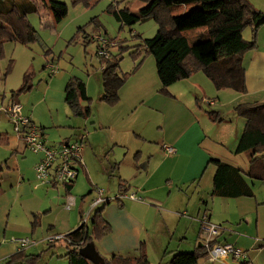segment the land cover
I'll use <instances>...</instances> for the list:
<instances>
[{
  "label": "crops",
  "instance_id": "crops-1",
  "mask_svg": "<svg viewBox=\"0 0 264 264\" xmlns=\"http://www.w3.org/2000/svg\"><path fill=\"white\" fill-rule=\"evenodd\" d=\"M37 1L39 2V10L36 13H30L28 15V19L37 30L39 39L42 40L41 42L45 48H43L41 44L40 47L42 48L44 54H51L55 57L57 56L56 52H58L61 46L65 44L64 38L66 37V34H64V28L60 26L62 21L56 22L50 10L41 1ZM250 1L257 9L264 11V0ZM145 5H139L138 8L141 9ZM55 23H59L58 26H56ZM104 32L107 34L106 31ZM250 33L252 35V31ZM97 34H102L101 30L97 31L96 29H93L92 32H88L85 36L77 38L75 37V34H73L72 42L81 38L85 39L84 43L94 41L96 43V47L94 48L93 53L95 54V58L100 60L97 53L98 42L93 39V37ZM117 41L120 42V40ZM17 45L21 47V50L29 55L31 51L30 46ZM124 45L134 46V44H130L128 42L123 43V46ZM118 48L119 47L113 48V53H118ZM133 50L134 48H131L125 52L130 55ZM78 51H80V48ZM130 56L134 60V57L132 55ZM41 60H43V63L41 64L43 70L39 72V81H35L33 88L25 93H22L16 99L13 97L9 99L5 94H1L0 92V97L1 95L4 97L0 103V112L3 111L5 113V107L14 101L21 102L22 100L27 106L24 107L26 114L29 115L42 130L44 138L49 145L59 146L61 143L66 141L76 139L83 140V149L81 151L83 163L79 165L80 173L78 178L70 187L38 183L35 176V166L40 161L42 154L36 153L27 147L23 138L14 132V129L12 128L13 124L6 113V118L8 119L10 127L5 121L0 119V135H2V137H0V142L8 150V153H10V159H5L7 160V165L1 172L0 264H6L5 262L13 254L22 250L19 243L12 240V236H28L27 234H29L30 236L37 237L40 231H42V239H39L42 241L25 248V252L27 254H38L37 252H32L31 250L33 248H37L40 244L44 246L45 242L47 243V241H45L46 237L50 235H60L63 236V238H66L69 233L78 229L81 226L83 212L87 210L86 208L88 206L90 207L92 201L97 195L96 189L101 186L106 189L105 191L107 196L112 195L111 191H113L114 193L118 192L117 194L134 192L138 197H141L139 200L130 198L117 200V204L109 208H106L107 204H105L103 214L106 220L111 224L112 230L110 233L95 242V247L102 257L110 258L113 254L137 257L139 255V250L142 246H144L146 252L148 253L149 260L151 259L152 261V256L155 254L159 256L161 262H163L162 259L166 255H170V258H172L174 254L183 252L178 251V248H181L183 243H185L183 242L186 238L185 219L181 217L184 213L181 214L180 211H177V209L181 208L183 205L160 209V204L167 203H162L155 199L152 192L156 190V186L146 188L143 185L144 183H137V186H143L144 189L140 190L138 187L136 190L137 192H135L132 188V184L127 179L130 177H127L124 174V169L120 166V162H118V159L115 157V153H117L116 151L118 148L125 147L127 145L124 140V135L128 132H136L135 127L132 125L133 122L130 125L123 124L124 118L133 114V111L136 108L144 107L149 104L152 88L155 93H159L155 94V96H158L153 99H158L157 101H160L161 99L178 98L179 93L177 92H183L184 90V85L177 86L179 83H185V92L197 95L202 91V88L198 85L199 82H197V80L203 79L202 76H199L198 74L200 72L203 74L205 73L199 71L188 79L174 83L169 87V93L165 94L159 91L161 85L159 77H157V68H155V70L153 68V71L150 68L145 71L146 64H144V60L139 68L134 70L133 68L136 65V61L134 60V67L129 70H132V73L120 89L119 103L114 106H109L106 102L101 100L104 94V86L100 65L97 67L93 62L91 66L86 65L85 68H83V66H81V69L73 68L70 75L64 73H54L55 75L53 74L52 76L50 73V76H47V73L43 74L46 70L47 60L43 58ZM244 64L246 67V94L252 96L258 95L256 98H260L264 95V25L259 29L257 48L245 54ZM30 67L33 68V64ZM129 71L121 72L126 73ZM71 77L81 79L86 84L87 96L96 100L92 109L95 111V114L92 111L90 117L76 115L71 111V109H66L67 102L65 87ZM3 78L6 80L5 77ZM17 88L18 87H15L11 91H14ZM41 88H44V91L40 94ZM221 90L230 91L229 88ZM34 91L38 94H33ZM228 93L233 94V92ZM208 99L209 98L206 97V95L199 94L196 96V102H198V104L200 102L202 103L203 100L206 102ZM249 102L260 101L254 99V101H243L240 103ZM210 103H212V101H210ZM48 104H51L56 108V114H54ZM81 104L85 106L87 105V101L82 100ZM61 106H65L63 107L64 111L59 112V108ZM209 111L215 110L207 111L211 120L220 123L225 122V119L223 121L214 120L213 115L210 114ZM216 113L220 115L219 112L216 111ZM245 123L246 121L243 123L242 131H239L236 135L235 140L237 143L244 131ZM90 124L93 125L90 127ZM141 134L144 136V133ZM142 136L140 135V137ZM217 140H220L219 142L221 143H225L223 137ZM174 144L177 145L178 143L174 142ZM164 145L163 149L165 150ZM172 147L175 148V152L172 154H166L169 155V157L176 155L172 158L173 160H176L179 149H176L173 145ZM236 147L237 144L235 148L232 149V153H234L235 157L244 154H236ZM139 148L140 150L134 154V162H131V165L134 167L133 170L137 175L139 173V166L134 163H139L145 158V149L143 146H140ZM111 152L115 154L114 157L110 155L113 154ZM138 153H141V155L137 157ZM244 155H246L243 156L244 158L242 160L244 165L236 166L247 169L249 165V154L245 153ZM211 158H218L225 161L222 157ZM165 160H162V163L157 167L155 165L152 167V161L148 159V163H145L146 171L149 174L151 173L150 175H155L159 172V169ZM231 164L235 165L234 163ZM116 170L118 174H116ZM115 175L118 179L117 189H114V186L113 188L109 187L113 180L112 177H115ZM122 183L127 186V191H121ZM200 188L201 191L204 192L202 187ZM212 190L208 195L212 198L220 197L213 196ZM141 192H143L145 196L151 198V201L144 199L141 196ZM68 196H72L75 199V206H73L74 208L72 207L70 210L65 207ZM196 196L198 200L194 204L195 209L193 212L196 214V217H199V214L201 213V206H199V204L202 203L205 205L207 204V200L204 198V194L202 192H198ZM102 206H104V204L96 207L92 211L91 217L95 210ZM206 213L208 212L206 211ZM91 217L89 224L91 223ZM181 221H184V229L182 227V229L177 230ZM196 223L197 227L200 225L198 239L196 242L197 247L200 243L203 244L204 236L201 232L200 221H196ZM220 225H222V223ZM257 231L264 238V230L262 229L260 222L257 224ZM222 234L219 236L217 241L220 243H231L240 247L237 242L233 243L226 239L225 241L222 240ZM10 237L12 238L9 242L8 240ZM63 238L55 242L47 243V245H63ZM65 243L66 245L69 244L67 240ZM172 245H176L177 247L175 246V248L177 249L170 250ZM16 264L26 263L18 261ZM247 264H249V261Z\"/></svg>",
  "mask_w": 264,
  "mask_h": 264
},
{
  "label": "rangeland",
  "instance_id": "rangeland-1",
  "mask_svg": "<svg viewBox=\"0 0 264 264\" xmlns=\"http://www.w3.org/2000/svg\"><path fill=\"white\" fill-rule=\"evenodd\" d=\"M57 1L66 2L69 5V13L62 20L60 25L64 28V34H66L64 38L65 44L56 52L57 56L54 57L51 54H44L40 47L41 44V46L45 48L41 39L33 42L34 44L31 43L33 45L16 41L4 43L2 51L0 52V92L1 94H5L7 98H12L11 90L15 87H20L24 75L28 70H32L34 73L32 80L33 86L35 81H39L38 74L43 70L41 67L43 63V60H41L42 58L47 60L46 70L43 72V74L47 73V76H50L52 72L47 68L49 62H53L58 67L55 74L64 73L70 75L73 68L81 69V66L85 68L86 65L91 66L93 62L95 66L98 67V65H100V69H102L101 57L98 55L100 58L99 60L95 58V54L93 53L96 43L94 41L84 43V38L72 42L73 34H75L76 38L82 37L88 32H92L93 29H96L97 31L101 30L102 34L112 40L117 39L123 41V43L128 42L137 45L143 42L145 38L153 37L159 29V24L154 19L138 22L132 27L124 26L122 28L121 23L108 12V8L111 4L118 5V1L122 0H93L89 6L84 4L73 5L71 0ZM131 1L130 7L134 11L139 9V5L146 4V2L141 0ZM124 4L125 3L121 4V6ZM194 6H197V4H174L171 6V11L174 15H183L190 12ZM58 24L59 23H55L56 26H58ZM80 27L84 28L80 29ZM104 31H106L107 34ZM251 31L252 28L249 27L244 32L246 39L252 37ZM183 33L192 43L203 41L208 38V32L205 27L186 30ZM94 38L95 36L93 39ZM17 44L30 46V56L21 50V47ZM79 48L80 51H78ZM32 64L33 68L30 67ZM144 64H146L145 71L149 68L152 71L153 68L155 70L156 66L153 55H147ZM133 67L134 60L126 53L119 71H129ZM198 75L203 78L202 80H197V82H199L198 85L202 88L199 94L206 95L210 100L208 99L206 102L203 100L202 103L200 102L198 104V102H196V96L199 94L195 95L185 92V83H179L177 86L184 85V90L183 92H177L179 93L178 98L161 99L157 101L158 99H153L158 96H155V94L159 93H155L152 88L149 104L144 107L136 108L133 114L128 115L123 120V124L130 125L133 122L132 125L135 127L136 132H128L124 135V140L127 145L118 148L116 151L117 153H115L116 156L113 152H111L113 154L110 155L118 159L120 166L124 169V174L130 177L127 179L132 184V188L135 192H137L136 190L138 187L140 190L144 189L143 186H137V183H144L143 185L146 188L156 186V190L152 192L155 199L162 203H167L160 204V209L183 205L181 208L177 209V211H180L181 214L184 213L181 217L185 219L186 238L183 240L185 243H183L181 248H178V251L190 252L196 248L200 226L197 227L196 221L199 222L204 214H208L213 220H211L212 222L217 224L222 223V227L224 228L221 236L222 240L225 241L226 239L229 242H237L242 249L247 251V261H249V264H264V238L257 231L258 222L261 223V227L264 230V181L247 177L248 182L252 185L254 190V197L212 198L208 195L212 190L213 177L216 169L213 163H208L211 157H222L225 161L234 163L235 165H244L242 160L244 158L243 156H246L244 155L245 153L238 157H235L234 153H232V149H234L237 144L235 140L236 135L239 131H242L243 123L245 122L243 117L237 116L233 111L234 105L243 101H254V99L264 102V95L260 98H256L258 95L252 96L246 93H239L230 88V91L218 90L205 74L200 72ZM3 77H5L6 80ZM43 91L44 88H41L40 94ZM228 92H233V94ZM33 94L38 93L34 91ZM2 96L3 95L0 97V103L2 99H4ZM210 101H212V103H210ZM95 102L96 100L92 98L90 103L92 109ZM21 103L23 104V111L26 114L24 109L26 104L23 103L22 100ZM48 105L51 107L54 114H56V108L51 104ZM63 107L65 106L59 108V112L64 111ZM68 108L69 110L71 109L67 104L66 109ZM208 110L219 112L221 117L225 119V122L220 123L211 120L207 112ZM93 112L95 114V111ZM6 117V114L1 111L0 119L5 121L10 127ZM92 125L93 124H90V127ZM141 133H144V136H142ZM140 135L142 137H140ZM221 137H223L225 143H221L219 142L220 140H217L221 139ZM174 142L178 144L176 145ZM164 144L173 145L176 149H179L176 160L172 159L176 155L169 157V155L166 154L163 149ZM140 146H143L145 149V158L139 163H134L139 166V173L137 175L133 170L134 167L131 165V162H134V154L140 150ZM140 155L141 153H139V156ZM6 158L10 159V153H8V150L0 142V165H3V170L7 165ZM148 159L152 161V167L154 165L157 167L162 163V160H167H165L159 172L155 175H150L151 173L149 174L145 169V163H148ZM116 174H118L117 170ZM112 178L113 180L109 187L113 188L114 186V189H117L118 179L116 175ZM200 187H202L205 193L201 191ZM99 188L105 189L103 186ZM198 192L204 194L207 204H199V206H201V213L199 217H196L193 211L195 209L194 204L198 200L196 196ZM111 193L112 195H109L114 198L118 192L114 193L111 191ZM141 194L144 199L151 201V198L145 196L143 192H141ZM106 204V208H109L117 204V200L112 199V201ZM88 208L89 206L86 209L88 210ZM206 211L208 213H206ZM183 225L184 221H181L177 230L182 229V227L184 229ZM41 232L42 231H40L37 237L30 236L29 234H27L28 236L19 235L12 237H33L40 242L42 241L39 240L42 237ZM53 236L56 235L46 237L45 241L50 243L48 239ZM12 237L9 238V242ZM65 242V238H63V245L49 246L45 242L43 246L39 243L40 245H38L37 248L31 250L32 252L40 254V259L37 264H69L68 259L64 256L69 250ZM175 246L176 245H172L170 250L177 249ZM152 257V261L150 259L151 264H170V255H166L162 259L163 262H161L159 256L155 254H153ZM212 262L213 261L207 257L206 259L203 258L199 264H222L219 261ZM5 263L16 264V262L7 263V261ZM227 264L241 263L238 260L229 258Z\"/></svg>",
  "mask_w": 264,
  "mask_h": 264
},
{
  "label": "trees",
  "instance_id": "trees-1",
  "mask_svg": "<svg viewBox=\"0 0 264 264\" xmlns=\"http://www.w3.org/2000/svg\"><path fill=\"white\" fill-rule=\"evenodd\" d=\"M39 1L50 10L56 22L62 21L69 13V5L66 2ZM92 1L71 0L73 5L87 6L91 5ZM141 1L146 2V5L138 11L131 9V0L118 1V5L111 4L108 8V12L121 23L122 28L154 19L159 24V29L153 37L145 38L143 42L134 46H123V41H120L118 53L112 52L108 58L101 59L104 86L102 101L111 106L119 103L120 89L132 73L120 72V63L125 51L131 48L134 50L130 55L136 61L134 70L139 68L147 55H153L161 85L159 91L162 93L168 94L171 85L188 79L199 71L204 72L218 90L230 88L239 93L247 92L244 57L247 52L258 46L259 28L264 25V11L257 9L250 0ZM123 3L125 4L121 6ZM174 4L197 6L183 15H174L171 11ZM38 10L37 0H0V52L5 42L31 44L39 39L37 30L28 19L30 13H36ZM200 27L207 29L208 38L190 42L183 32ZM249 27L252 28V37L246 39L244 31ZM33 75L32 70L25 73L20 87L12 91L13 98H18L33 87ZM65 92L66 102L74 114L91 116L92 99L87 96L86 84L81 79L71 77L66 84ZM82 100L87 101V105L83 106ZM233 109L237 116L243 117L246 121L235 153L249 154V165L244 169L218 158H211L208 163L216 166L212 195L230 198L254 197V190L247 177L264 181V102L239 103ZM209 113L213 115L214 120H224L216 111ZM2 170L3 165H0V187ZM127 189L122 183L121 191ZM104 208L105 204L95 210L90 224H81L78 229L66 236V239L70 240L69 250L65 255L69 264H96L81 255L77 246L81 243L82 247L90 242L95 243L111 232V224L103 214ZM208 254V249L200 243L193 251L174 254L170 264H199L203 258L208 257ZM39 259L40 254H27L25 249H22L13 254L7 263L23 261L27 264H37ZM103 259L102 264H151L144 246L139 250L137 257L113 254L110 258Z\"/></svg>",
  "mask_w": 264,
  "mask_h": 264
},
{
  "label": "built area",
  "instance_id": "built-area-1",
  "mask_svg": "<svg viewBox=\"0 0 264 264\" xmlns=\"http://www.w3.org/2000/svg\"><path fill=\"white\" fill-rule=\"evenodd\" d=\"M98 41V55L101 59L111 56L113 48L118 47L119 42L108 38L104 34H98L95 38ZM104 65V64H103ZM52 72L56 73L58 67L49 62L47 66ZM13 124L14 132L23 138L27 147L32 151L42 154L40 161L35 166V176L39 183L48 185L68 186L73 184L79 176V165L83 163L81 151L83 149V140L76 139L61 143L59 146H51L44 138V134L34 120L23 111V104L20 101H14L4 108ZM167 154L175 152V148L170 145H164ZM96 197L92 201L87 211L82 214L81 224L88 225L92 211L103 204L109 203L112 199L123 200L125 198L139 200L134 192L119 193L114 198L107 196L105 189L97 188ZM75 206V199L68 196L65 207L70 210ZM201 232L204 236L203 245L208 249V258L213 261H219L227 264L229 258L247 263L248 254L244 249L231 243H220L218 240L224 228L220 224L211 221L208 214H204L200 219ZM63 236L56 235L48 239L49 242H55L62 239ZM66 239V238H65ZM19 243L21 249L37 244L38 241L31 237H17L12 239ZM67 240V239H66ZM70 243V240H67ZM82 247L77 246L78 249Z\"/></svg>",
  "mask_w": 264,
  "mask_h": 264
},
{
  "label": "water",
  "instance_id": "water-1",
  "mask_svg": "<svg viewBox=\"0 0 264 264\" xmlns=\"http://www.w3.org/2000/svg\"><path fill=\"white\" fill-rule=\"evenodd\" d=\"M79 253L96 264H102L104 262V259L97 251L94 242H90L81 247L79 249Z\"/></svg>",
  "mask_w": 264,
  "mask_h": 264
}]
</instances>
